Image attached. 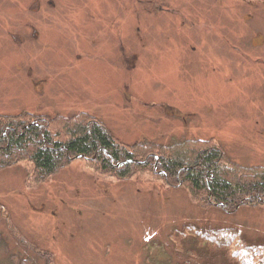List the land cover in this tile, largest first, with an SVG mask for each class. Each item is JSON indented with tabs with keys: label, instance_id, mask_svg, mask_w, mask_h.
<instances>
[{
	"label": "rangeland",
	"instance_id": "1",
	"mask_svg": "<svg viewBox=\"0 0 264 264\" xmlns=\"http://www.w3.org/2000/svg\"><path fill=\"white\" fill-rule=\"evenodd\" d=\"M23 112L85 114L128 145L214 139L264 166V0H0V116ZM87 164L28 185V163L0 171V264L5 247L46 264L1 210L50 264H178L168 235L186 225L232 229L243 260L264 244L263 207L202 210L148 171L123 181Z\"/></svg>",
	"mask_w": 264,
	"mask_h": 264
},
{
	"label": "trees",
	"instance_id": "2",
	"mask_svg": "<svg viewBox=\"0 0 264 264\" xmlns=\"http://www.w3.org/2000/svg\"><path fill=\"white\" fill-rule=\"evenodd\" d=\"M75 160L123 181L148 171L168 188H184L202 210L216 208L233 214L242 207L264 208V166H239L214 139L183 140L170 146L146 141L128 145L116 139L102 121L85 114L54 119L24 112L0 116V171L26 162V184H39ZM1 217L20 247L50 264L48 255L25 242L2 210ZM235 233L186 225L172 229L168 239L171 252L184 258L178 264H264V244L251 250L258 253L255 260L239 259L231 251L250 252ZM4 251L9 264H34L30 256L21 257L7 247ZM152 254L148 264H171L168 258L161 260L160 253Z\"/></svg>",
	"mask_w": 264,
	"mask_h": 264
},
{
	"label": "flooded vegetation",
	"instance_id": "3",
	"mask_svg": "<svg viewBox=\"0 0 264 264\" xmlns=\"http://www.w3.org/2000/svg\"><path fill=\"white\" fill-rule=\"evenodd\" d=\"M34 36H35V38H37V34H35V33H32Z\"/></svg>",
	"mask_w": 264,
	"mask_h": 264
},
{
	"label": "water",
	"instance_id": "4",
	"mask_svg": "<svg viewBox=\"0 0 264 264\" xmlns=\"http://www.w3.org/2000/svg\"><path fill=\"white\" fill-rule=\"evenodd\" d=\"M146 161H144V163H145Z\"/></svg>",
	"mask_w": 264,
	"mask_h": 264
}]
</instances>
